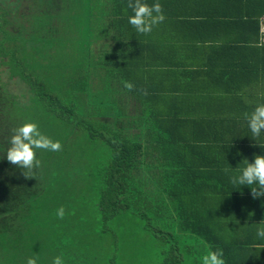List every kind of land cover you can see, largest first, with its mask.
Listing matches in <instances>:
<instances>
[{
	"label": "trees",
	"instance_id": "16d2710c",
	"mask_svg": "<svg viewBox=\"0 0 264 264\" xmlns=\"http://www.w3.org/2000/svg\"><path fill=\"white\" fill-rule=\"evenodd\" d=\"M159 3L142 34L128 0H0V264H264L259 198L229 178L264 151L231 99L264 89V0ZM25 121L61 144L30 170L3 159Z\"/></svg>",
	"mask_w": 264,
	"mask_h": 264
},
{
	"label": "clouds",
	"instance_id": "9594fccd",
	"mask_svg": "<svg viewBox=\"0 0 264 264\" xmlns=\"http://www.w3.org/2000/svg\"><path fill=\"white\" fill-rule=\"evenodd\" d=\"M127 7L132 13L128 16V24L133 26L137 33L148 34L152 32L155 25L165 19L159 0H155L151 5L145 0H128ZM124 87L131 90L133 86L129 82H124ZM245 120L252 138L260 137L264 132V103L257 104L251 113H246ZM8 144L3 159L20 169L29 170L40 165L35 150L44 149L55 152L61 148L59 141H53L43 134L38 125L32 121H25L15 127ZM225 172L229 173L230 170L225 169ZM229 178L233 185L250 187L254 198L264 195V155H256L251 163L247 160L246 165L239 170L238 174H230ZM56 215L63 218L64 208H58ZM256 236L264 240V228H258ZM25 264H38V257H28ZM52 264H65L63 254L54 257ZM201 264H225L223 250L209 248L201 257Z\"/></svg>",
	"mask_w": 264,
	"mask_h": 264
},
{
	"label": "crops",
	"instance_id": "0c3cea01",
	"mask_svg": "<svg viewBox=\"0 0 264 264\" xmlns=\"http://www.w3.org/2000/svg\"><path fill=\"white\" fill-rule=\"evenodd\" d=\"M264 27V26H263ZM262 32L264 33V29L262 28ZM219 67H225L224 64L218 65L216 64L215 68H219ZM262 89V84H260L257 80H255L251 85H246L245 88H243L241 91H232V92H237L239 95H232L231 99L235 100L237 99V101H240L241 104H243L246 107H254L259 104V103H264V89L262 91H260ZM231 92V91H228ZM238 133H240V136H236V138L239 140V145L238 147L242 148V149H246V145L243 142V137L246 138L247 141L252 139L251 136V132L248 129V127L244 124V125H239V130ZM264 137V132H262L260 137H256V139ZM256 155H264V151H260L258 153H254L253 156H248L247 160L249 161V163L254 161V157ZM247 160L245 161V164L247 163ZM259 198V205L260 206V211L264 212V195L258 197ZM255 213H251L248 216H246L244 219L246 218H251L252 216H254ZM257 225L260 228H264V213H258V218H257Z\"/></svg>",
	"mask_w": 264,
	"mask_h": 264
},
{
	"label": "rangeland",
	"instance_id": "374dc122",
	"mask_svg": "<svg viewBox=\"0 0 264 264\" xmlns=\"http://www.w3.org/2000/svg\"><path fill=\"white\" fill-rule=\"evenodd\" d=\"M263 29H264V27H263Z\"/></svg>",
	"mask_w": 264,
	"mask_h": 264
}]
</instances>
